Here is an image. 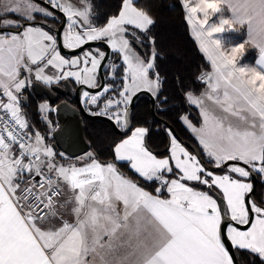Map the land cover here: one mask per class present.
Listing matches in <instances>:
<instances>
[{
  "label": "snow or ice",
  "instance_id": "snow-or-ice-1",
  "mask_svg": "<svg viewBox=\"0 0 264 264\" xmlns=\"http://www.w3.org/2000/svg\"><path fill=\"white\" fill-rule=\"evenodd\" d=\"M0 264H264V0H0Z\"/></svg>",
  "mask_w": 264,
  "mask_h": 264
},
{
  "label": "trees",
  "instance_id": "trees-1",
  "mask_svg": "<svg viewBox=\"0 0 264 264\" xmlns=\"http://www.w3.org/2000/svg\"><path fill=\"white\" fill-rule=\"evenodd\" d=\"M158 3L171 4L173 0H157ZM164 16V24L161 28L163 43L169 48H182L188 51L191 55L190 44L183 35L182 25L175 12H169L167 9L162 10ZM35 114V113H34ZM86 136L88 132H100L99 128H90L85 131Z\"/></svg>",
  "mask_w": 264,
  "mask_h": 264
},
{
  "label": "flooded vegetation",
  "instance_id": "flooded-vegetation-1",
  "mask_svg": "<svg viewBox=\"0 0 264 264\" xmlns=\"http://www.w3.org/2000/svg\"><path fill=\"white\" fill-rule=\"evenodd\" d=\"M59 95L61 100H65L68 98L63 93H59ZM40 99H41V93H37L36 91H34L31 97V108L33 113H35L36 104Z\"/></svg>",
  "mask_w": 264,
  "mask_h": 264
},
{
  "label": "water",
  "instance_id": "water-1",
  "mask_svg": "<svg viewBox=\"0 0 264 264\" xmlns=\"http://www.w3.org/2000/svg\"><path fill=\"white\" fill-rule=\"evenodd\" d=\"M37 92V91H36ZM37 93H41V92H37ZM86 135V132L84 133Z\"/></svg>",
  "mask_w": 264,
  "mask_h": 264
}]
</instances>
